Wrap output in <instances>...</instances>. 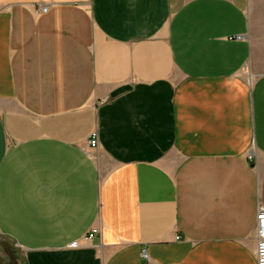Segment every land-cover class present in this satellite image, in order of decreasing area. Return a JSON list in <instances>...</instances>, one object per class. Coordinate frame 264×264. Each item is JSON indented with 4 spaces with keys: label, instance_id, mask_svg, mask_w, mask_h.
<instances>
[{
    "label": "crops",
    "instance_id": "1",
    "mask_svg": "<svg viewBox=\"0 0 264 264\" xmlns=\"http://www.w3.org/2000/svg\"><path fill=\"white\" fill-rule=\"evenodd\" d=\"M261 204L264 0H0V235L25 264H257Z\"/></svg>",
    "mask_w": 264,
    "mask_h": 264
},
{
    "label": "built area",
    "instance_id": "2",
    "mask_svg": "<svg viewBox=\"0 0 264 264\" xmlns=\"http://www.w3.org/2000/svg\"><path fill=\"white\" fill-rule=\"evenodd\" d=\"M47 11V7L44 6L38 10L39 13L44 14ZM239 39V38H238ZM90 138L88 141V145L92 148H97L98 146V135L95 131L90 133ZM257 224L255 227L256 233V252L255 257L257 259V264H264V205H259L257 214ZM99 230L97 228H93L87 235L84 236L86 241H92L94 235L98 234ZM143 256H145L143 254Z\"/></svg>",
    "mask_w": 264,
    "mask_h": 264
},
{
    "label": "rangeland",
    "instance_id": "3",
    "mask_svg": "<svg viewBox=\"0 0 264 264\" xmlns=\"http://www.w3.org/2000/svg\"><path fill=\"white\" fill-rule=\"evenodd\" d=\"M0 264H25V254L18 245L0 235Z\"/></svg>",
    "mask_w": 264,
    "mask_h": 264
}]
</instances>
